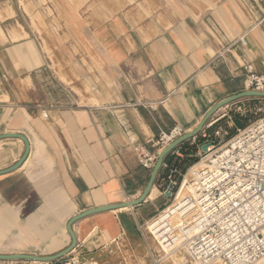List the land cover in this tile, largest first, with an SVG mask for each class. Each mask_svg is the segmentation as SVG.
<instances>
[{
  "label": "crops",
  "instance_id": "1",
  "mask_svg": "<svg viewBox=\"0 0 264 264\" xmlns=\"http://www.w3.org/2000/svg\"><path fill=\"white\" fill-rule=\"evenodd\" d=\"M249 71L264 73V0H0V134L29 143L0 174V254H55L70 244L71 217L138 198L152 169L134 148L174 126L193 130L243 91ZM201 141L167 155L154 197L74 222L75 247L52 262L116 264L123 240L140 251V222ZM24 148L0 139V170Z\"/></svg>",
  "mask_w": 264,
  "mask_h": 264
},
{
  "label": "built area",
  "instance_id": "2",
  "mask_svg": "<svg viewBox=\"0 0 264 264\" xmlns=\"http://www.w3.org/2000/svg\"><path fill=\"white\" fill-rule=\"evenodd\" d=\"M236 42L246 44L244 35ZM243 91H264V73H245ZM252 99L264 98L246 100ZM236 111L242 115L240 106ZM43 117H47V112H43ZM183 134L178 126L160 131L134 148L136 159L143 167L152 169L161 150ZM198 135L202 141L196 145L197 160L183 175L176 168L167 175L163 191L171 185L173 200L187 174L188 178L180 229L173 237V231H169L159 243L166 244L169 254L184 252L186 264H258L264 260V114L241 128L224 112L206 122ZM204 143H209L206 151L201 149ZM162 165L168 166L165 161ZM176 175L181 176L179 182ZM192 212L195 217L187 220ZM145 223L139 225L140 232ZM168 227L173 229L172 223ZM77 263L70 258L62 264Z\"/></svg>",
  "mask_w": 264,
  "mask_h": 264
},
{
  "label": "water",
  "instance_id": "3",
  "mask_svg": "<svg viewBox=\"0 0 264 264\" xmlns=\"http://www.w3.org/2000/svg\"><path fill=\"white\" fill-rule=\"evenodd\" d=\"M244 97H261L264 98V91H241L237 94H233L231 96H228L222 100H220L219 102H217L214 106H212L201 118V120L199 121V123L196 125V127L191 130L190 132H187L185 134H183L182 136H180L179 138H177L176 140H174L172 143H170L168 146H166L163 150H161V152L158 155L157 161L155 162L152 170H151V174L149 176V179L147 181V184L143 190V192L140 194V196L134 200H128V201H124V202H120V203H116V204H108V205H104V206H99V207H94V208H90L87 210H84L76 215H74L73 217H71L67 223H66V230L70 235L71 241L70 244L60 250L59 252L52 254V255H47V256H36V255H32V254H0V261H9V260H16V261H28V260H32V261H45V262H52L55 261L57 259L62 258L63 256H65L67 253H69L76 244V238L75 235L72 231V224L74 222H76L77 220H79L80 218L95 213V212H99V211H103V210H110V209H119V208H125V207H133L136 205H139L140 203H142L143 201L146 200V198L149 196L154 184H155V180L156 177L158 175V172L161 168V165L164 161V159L167 157V155L174 149L176 148L179 144H182L185 141L190 140L191 138L196 137L199 132L201 131V129L204 127V125L206 124V122L209 121V119L214 115V113L216 111H218L219 109H221L222 107L228 105L229 103L236 101L238 99L244 98ZM7 137H15V138H20L24 145V152L22 154V156L19 158V160L17 162H15L13 165H11L8 168L2 169L0 170V174L9 172L14 170L15 168H17L26 158L28 152H29V143L26 139V137L20 133H3L0 134V139L2 138H7ZM209 143H204L201 146L202 151H206L207 147H208ZM171 185L168 186L167 190L164 192L165 197L169 198L171 197Z\"/></svg>",
  "mask_w": 264,
  "mask_h": 264
},
{
  "label": "rangeland",
  "instance_id": "4",
  "mask_svg": "<svg viewBox=\"0 0 264 264\" xmlns=\"http://www.w3.org/2000/svg\"><path fill=\"white\" fill-rule=\"evenodd\" d=\"M23 4V2L21 3ZM30 4H25L23 5L26 10H29ZM19 19L21 23L26 25V20L21 16L19 12ZM9 21H6L3 23V29L4 27H8ZM35 27H37L36 22H34ZM20 28V26H19ZM23 32V30H22ZM15 33H12V39H17L15 38ZM22 35V34H21ZM19 35L18 38L21 36ZM44 50L47 51L48 53L50 52L48 42L45 40L44 44ZM250 97H244L241 99H238L240 102L233 101L229 103V105L225 109H219L214 113V115L211 118L214 117H219L222 115L224 112H228V114L232 117L233 122L236 127H239L240 125L237 123L235 118L239 119V122L244 126L247 125L249 122L253 121L255 118H257L260 115L264 114V99H252V100H246ZM238 106L241 107L242 110V115H240L239 112H237ZM260 108L261 111H257V109ZM210 118V119H211ZM209 119V120H210ZM222 121V120H221ZM234 128L231 127L230 133H234ZM194 161H192L190 164H187L184 169L180 170V174H184L185 170L187 167L192 165L197 158H193ZM183 165L181 164V167ZM176 181L179 182L181 179L180 175H176L175 177ZM154 197V196H153ZM162 198V197H161ZM173 201V197L165 198L163 199L164 204L158 208L157 211L153 212L148 218H145L144 221H141L140 223L142 224L143 222L149 220L150 218L156 216L158 212H160L162 209H164L166 206L170 205ZM141 232L143 234L142 236V242L140 245V251H136L134 247L127 241H119L117 247H116V264H181V262L176 263L173 257L168 256L166 253L168 252L163 248L160 243L158 242V239L154 237L153 234H150L147 230H145V226L143 225L141 228ZM179 255H184V252H174ZM12 262H17L18 264H22V261H16V260H9V261H4L3 263L0 262V264H12Z\"/></svg>",
  "mask_w": 264,
  "mask_h": 264
},
{
  "label": "bare ground",
  "instance_id": "5",
  "mask_svg": "<svg viewBox=\"0 0 264 264\" xmlns=\"http://www.w3.org/2000/svg\"><path fill=\"white\" fill-rule=\"evenodd\" d=\"M25 35V32H24ZM188 178V174L184 177L183 182L181 183L180 187L178 190L175 192V198L172 201V203L168 206H166L164 209H162L158 214L149 220L146 221L145 223V230H147L150 234H153L154 237L158 238V242H162V239H164L165 234H167L169 231H173L170 235L171 237L176 234L181 225V218H182V213L181 210V204L183 200L185 199V193H186V181ZM150 196H154V191H151ZM195 217V213H190L187 217V220L190 219L192 220ZM173 226V229H170L168 225L170 224ZM166 244L164 242L162 243V247H165ZM166 250H168V247H165ZM168 256L173 257L176 263L181 262L183 264H186L185 256L184 255H179L176 253H171L169 254L168 252L166 253ZM214 264H219V263H214ZM258 264H264V260H261L258 262Z\"/></svg>",
  "mask_w": 264,
  "mask_h": 264
},
{
  "label": "trees",
  "instance_id": "6",
  "mask_svg": "<svg viewBox=\"0 0 264 264\" xmlns=\"http://www.w3.org/2000/svg\"><path fill=\"white\" fill-rule=\"evenodd\" d=\"M235 119H236L237 123L240 125L239 127L242 128V127L246 126V125L243 126V125L239 122V119H238V118H235ZM183 145L186 146L187 144L183 142ZM182 165H184V164H182ZM184 167H185V166H182V167L180 166L179 169L182 170V168L184 169ZM156 178H157V177H156Z\"/></svg>",
  "mask_w": 264,
  "mask_h": 264
}]
</instances>
